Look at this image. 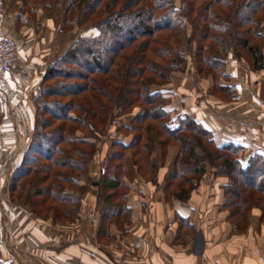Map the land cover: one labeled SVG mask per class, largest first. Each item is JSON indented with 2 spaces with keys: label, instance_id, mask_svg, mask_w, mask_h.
<instances>
[{
  "label": "trees",
  "instance_id": "16d2710c",
  "mask_svg": "<svg viewBox=\"0 0 264 264\" xmlns=\"http://www.w3.org/2000/svg\"><path fill=\"white\" fill-rule=\"evenodd\" d=\"M36 1L47 3L49 9L62 3L64 31L76 23L80 28L92 25L99 33L78 37L44 74L42 91L34 99L33 133L12 173L11 201L21 202L44 221L50 218L41 215L45 209L52 212L55 222L69 217V207L79 212L84 189L76 193L67 187L80 188L79 181L98 152L97 139L114 113L128 116L138 108V116L129 120L131 126L120 127L137 135L129 145L119 143L125 152L134 151L137 171H141V163L150 162L146 155L152 150L144 144L146 134L158 129V136L165 134L167 139L161 142L174 141L180 147L175 171L164 188L166 197H171L167 200L163 193L166 202L173 204L177 199L186 205L189 190L198 186L209 163L216 167V175L228 178L222 208L228 211L234 231L245 232L249 205L255 204L245 192L264 196V157H251L244 164L242 148L217 144L211 132L190 115L173 122L165 104L166 93L150 90V85L166 84L173 71L186 68L188 58L181 46L187 25L192 28L189 41L195 42L192 56L196 70L213 77L214 86L215 78L226 79L224 68L231 50L252 71L264 69V32L260 30L264 29V0H182L179 8L176 0ZM218 87L219 93L233 89L219 82ZM213 89L211 93L215 94ZM2 104L0 99V125L5 115ZM110 158L118 164L110 169L116 175L102 179L99 185L104 189L98 196L102 235L104 231L109 234L103 225L110 220L124 217L122 223L127 224L131 220L128 195L118 193L127 189L124 177L131 165L123 154ZM52 200L61 205V210L58 204L56 207L50 203ZM176 221V238L182 240L183 228L194 227L179 214Z\"/></svg>",
  "mask_w": 264,
  "mask_h": 264
},
{
  "label": "crops",
  "instance_id": "0c3cea01",
  "mask_svg": "<svg viewBox=\"0 0 264 264\" xmlns=\"http://www.w3.org/2000/svg\"><path fill=\"white\" fill-rule=\"evenodd\" d=\"M0 37H5L2 30ZM57 47L55 40L54 53L59 52ZM13 58L10 72L0 81L12 90L4 103L0 148L10 142L14 147L6 146V150L0 152V159L24 150L32 136L36 97L33 91H37L44 65L42 59L31 56V51L25 52L21 47ZM189 70L180 81L182 113L190 114L206 127L217 144L240 147L247 158L264 157V69L252 71L244 59L231 50L226 65L229 79L221 82L234 91V98L227 101L211 95V84L197 78L192 66ZM29 77L34 79L33 83L29 84ZM162 175L160 180L164 181L166 174ZM213 177L211 183L201 182L191 193L187 205L178 200L168 204L162 188H147L136 199L135 206L130 205L128 194L132 220L125 225L127 230L122 240L112 239L109 246L98 244L99 227L90 225L60 229L33 225L27 231L28 240L18 244L25 248L21 253L16 252L18 245L13 236L14 250L6 240L3 243L10 253H16L17 264H264V227L259 232L256 225L260 212L251 216L247 234L235 233L228 211L222 208L226 200L224 187L229 180L225 176ZM177 214L187 219L196 231L201 230L199 240L191 234L185 235L183 243L177 240ZM115 232L109 234L114 237ZM2 233L3 237L9 234L6 230Z\"/></svg>",
  "mask_w": 264,
  "mask_h": 264
},
{
  "label": "rangeland",
  "instance_id": "374dc122",
  "mask_svg": "<svg viewBox=\"0 0 264 264\" xmlns=\"http://www.w3.org/2000/svg\"><path fill=\"white\" fill-rule=\"evenodd\" d=\"M182 0H176V6L179 8L181 7ZM46 5V7H45ZM63 5L62 3H59L56 5L53 9L47 8V3H40L36 0H0V28L4 32L5 36L11 37L16 42V50L15 55L18 51V49L21 47L23 51L30 52L31 56H38V58L42 59L44 61L43 65V71L41 72V77L39 79V86L37 88V91H33L36 95L40 94L42 91L41 89V83L43 78L45 77V73L47 72L48 68L52 65V63L55 62V59L61 57L69 48V45L74 42L78 37L86 35V36H97L99 31L93 27L85 26L80 28L78 25H76L71 29L68 30V32L64 31L62 25H63ZM187 31H185V35L182 38L183 39V45L181 46L182 53L187 56L188 62L186 64V68L181 70H175L171 73V78L168 83L159 85H150V90H156V89H162L166 93L165 97V104L167 106L168 110H171V120L173 122H176V120H179V118H183L185 115L182 113V99H181V85L180 81L184 77V75H188L189 68L192 66L193 69L196 72L197 78L201 80H207L209 82V93L211 95H215L217 98L222 99L223 101L231 100L234 98V91L232 89V92L227 89V91H224L222 93H219L218 89H221L218 87L219 84H222L221 82H225L229 79L228 73L226 71V67L224 68V72L226 73V79H223V77H217L215 78L216 85L214 86V78L211 76L206 75H200L198 73V70H196L195 63L193 61V52L195 49V42L189 41L190 36L192 35V28L190 25H187ZM0 30V32H1ZM264 32V29H260ZM3 37H0V39ZM55 40L57 41V49L59 48L58 53L53 52L54 43ZM254 42H258L254 39ZM14 59V58H13ZM245 61V60H244ZM32 63V62H31ZM30 63V64H31ZM28 64V62H27ZM29 64V65H30ZM245 64L249 67L248 63L245 61ZM227 65V63H226ZM11 70V68H10ZM10 72V71H9ZM8 72V73H9ZM24 72V71H22ZM21 72V73H22ZM7 73V74H8ZM6 74V75H7ZM30 83H33L34 79L32 77ZM4 80V79H3ZM3 80L1 82H3ZM28 76L24 78V81L27 82ZM32 81V82H31ZM36 83V82H35ZM53 82H50V84H53ZM1 84V83H0ZM0 87L2 88L0 91V99L3 102V108L5 111V100L8 99L11 96L12 90L5 84H1ZM215 89V94L211 93L212 89ZM213 89V90H214ZM9 92V93H8ZM125 96L121 97V101L124 102ZM34 104V102H33ZM138 105H142V103H138ZM142 109V108H141ZM140 109V111H141ZM138 108H136L132 113H130L128 116H120L117 114L118 111L114 113V117L110 120L109 124L105 128V131L98 137V152L94 156V160L88 165L85 175H83L82 179L79 181L80 188H75L69 185L68 190L69 191H75L76 193L82 192V189H84V192L82 194V204L80 207V211L78 212L75 207H69L68 208V214L69 217L65 220H62L60 222H55L53 220V214L50 211H47L45 209L42 212V216L46 217L49 215L50 218L48 220L44 221L39 218H36L33 216L29 210V207L23 205L21 202H18L17 204H14L11 199L10 195L11 192L9 190V186L12 180V173L14 169L16 168L17 164L20 163L19 156L21 155L22 151H25L27 148L26 144L24 150L15 152L10 158H1L0 159V263L6 262V264H17L18 258L16 253H10V251L7 250V248L4 246L3 243L5 240L7 243L10 244L11 248L13 247V239L16 245L20 244L21 242H26L28 240V234L27 231L32 228L33 225H40V228H48V229H60L65 227H71L74 225H86V226H98V233L96 235V240H98V244L101 246H109V241L112 239H121L123 235L126 234L125 225H128L127 223H122L123 218L110 220L108 223H105L103 227L107 226L108 228L114 227L113 230H109V233L115 232L114 237L110 234H106V231H104L102 235V226H101V204H99L98 196L99 194L104 192V189L99 187L101 180L105 179L106 177H114L116 175V172H112L110 169L112 167H115V164H118L117 161L113 162L110 158L112 155H115L117 153L123 154L124 158L126 159L128 165L130 164V172L129 174H125L124 181L127 184V189H121L118 193L128 195L129 199H131L130 205H137L136 199L141 196L140 194H144L145 190L147 188L157 189L162 188V191L165 195V199H171L168 198V194L166 197L165 187L169 183V177L172 175V173L175 171L176 163L175 161L178 158V154L180 151V147L177 142L171 141L169 143H163L161 141H164L163 139H166V135L163 134V136H158V129L155 130V133L153 132V129L150 132H147L146 134V140H144V144L150 146L152 152L149 155L150 162L148 164H142L141 171H137V167H134L133 161L134 158H132L133 150H129L128 152H125L123 149L124 147L120 145L119 143H123L126 145H129L131 143L137 133L130 132V127L128 129L130 130H123L120 128L121 126H131V117L138 116ZM131 112V111H130ZM140 113V112H139ZM120 114V112H119ZM190 115V114H188ZM191 116V115H190ZM192 117V116H191ZM193 118V117H192ZM195 119V118H194ZM5 120L2 121L0 125L3 124ZM153 123V122H150ZM59 124V123H58ZM61 124V123H60ZM159 127V126H158ZM4 128V125L2 129ZM161 129V128H160ZM0 131V134H2ZM83 137V135H78ZM77 136V137H78ZM148 136L154 137V140L150 138L148 140ZM76 137V136H75ZM167 140V139H166ZM6 146L8 148H13L12 143L3 144L0 148L1 151L6 150ZM122 147V148H121ZM21 152V153H20ZM143 158V157H142ZM247 158L245 155H243V163L246 164ZM208 171L201 177V179L198 181V186L193 190H189V198L191 196V193L194 192L198 187L201 186V182H210V178L214 179L213 176H221L215 174V168L212 167L209 163L206 164ZM102 167H105V171L102 172ZM218 169V168H217ZM66 172V171H63ZM163 173L166 174L164 176V181L160 180V178H163ZM241 180V182H243ZM161 181H163L161 183ZM161 183V184H160ZM174 185L176 186V183L174 182ZM110 190V189H109ZM108 190V191H109ZM111 192V191H109ZM111 193H115V191H112ZM246 195H249L253 197L254 206L249 205V226L245 230V232L237 231L235 233L239 234H247L249 231L248 229L251 227L250 220L251 216L253 217L254 212H260L261 216L258 219V222L256 223L257 229L260 232L263 229L264 224V217L263 213L264 211V196L261 194L255 193V192H245ZM116 194V193H115ZM117 198L114 197L112 201L113 203H117ZM190 200V199H189ZM188 200V202H189ZM177 201V199H174L173 202ZM50 203H53L54 206L57 207L58 204V210H61V205L59 203H56L55 201H51ZM188 204V203H187ZM186 204V205H187ZM52 205V204H51ZM184 205V204H183ZM256 209V210H255ZM133 209L131 208L130 212ZM6 221L7 229L5 228V219ZM133 217V215H131ZM132 220V218H131ZM130 220V222H131ZM232 225L233 223L230 222ZM235 227V225H233ZM183 238L185 235L191 234V236L196 237L197 240L201 238V230H195L194 229H187L183 228ZM7 231L8 236L3 237V231ZM58 234V233H57ZM13 236V239H12ZM246 236V235H243ZM59 237V236H57ZM180 239V242L183 243ZM185 243V241H184ZM4 248H3V247ZM25 246V245H24ZM121 246V244H120ZM15 248V247H14ZM13 249V248H12ZM25 249L23 246L18 245L17 251L20 252L21 250ZM14 250V249H13ZM27 250V249H26ZM18 254V253H17Z\"/></svg>",
  "mask_w": 264,
  "mask_h": 264
},
{
  "label": "built area",
  "instance_id": "2783aa9c",
  "mask_svg": "<svg viewBox=\"0 0 264 264\" xmlns=\"http://www.w3.org/2000/svg\"><path fill=\"white\" fill-rule=\"evenodd\" d=\"M15 50L16 42L13 38L5 36L0 39V81H2L5 75L10 71ZM104 171L105 167H102V172Z\"/></svg>",
  "mask_w": 264,
  "mask_h": 264
}]
</instances>
